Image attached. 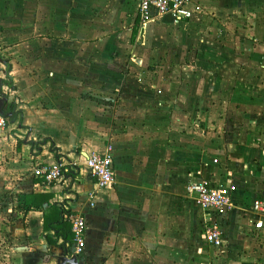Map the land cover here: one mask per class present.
Wrapping results in <instances>:
<instances>
[{"label":"crops","instance_id":"1","mask_svg":"<svg viewBox=\"0 0 264 264\" xmlns=\"http://www.w3.org/2000/svg\"><path fill=\"white\" fill-rule=\"evenodd\" d=\"M192 4L143 24L139 0H0L1 264H264V0ZM108 143L98 190L86 161ZM56 162L60 180L33 176ZM196 180L233 207L203 208ZM48 204L84 217L81 255L44 229Z\"/></svg>","mask_w":264,"mask_h":264},{"label":"built area","instance_id":"2","mask_svg":"<svg viewBox=\"0 0 264 264\" xmlns=\"http://www.w3.org/2000/svg\"><path fill=\"white\" fill-rule=\"evenodd\" d=\"M200 10L198 4H192V0H139L138 14L143 24L149 20L160 17L163 14H170L175 21H187ZM2 92L0 91V99ZM9 119L0 112V129L6 128ZM76 163L74 162L73 165ZM86 166L90 174L96 180V189L110 187L115 180V170L113 165L112 144L108 143L105 150L91 151L88 155ZM65 172V165L61 162L52 164H40L33 168V176L41 179L46 184H51L60 180ZM232 188V187H231ZM188 195H194L196 201L206 209H213L218 212H227L233 207L230 198V189L218 185H212L203 180L189 181L186 184ZM255 210L263 209L259 200L254 202ZM71 225L73 241L71 243L72 252L81 255L85 247L86 222L84 217L78 213L66 215ZM257 228L262 227V222L258 220L255 224ZM204 238L208 244L220 248L223 245L222 231L220 227L211 220L204 223Z\"/></svg>","mask_w":264,"mask_h":264},{"label":"trees","instance_id":"3","mask_svg":"<svg viewBox=\"0 0 264 264\" xmlns=\"http://www.w3.org/2000/svg\"><path fill=\"white\" fill-rule=\"evenodd\" d=\"M45 202H47V198L45 197L44 199V196H42V199L35 207L41 208L43 203ZM47 207V213L44 214V229H54V236H60L62 238V243H60L59 245L66 249L67 246H70L73 241L71 225L63 215L66 212H64L62 207H58L52 204H48ZM47 240L49 243H56V241H53L49 236H47Z\"/></svg>","mask_w":264,"mask_h":264},{"label":"rangeland","instance_id":"4","mask_svg":"<svg viewBox=\"0 0 264 264\" xmlns=\"http://www.w3.org/2000/svg\"><path fill=\"white\" fill-rule=\"evenodd\" d=\"M0 219H3V217L0 216ZM7 241L8 240H6L5 238V231L2 230V228L0 227V264L10 261V256L8 255V251H7L8 248L7 249L5 248L7 247Z\"/></svg>","mask_w":264,"mask_h":264},{"label":"water","instance_id":"5","mask_svg":"<svg viewBox=\"0 0 264 264\" xmlns=\"http://www.w3.org/2000/svg\"><path fill=\"white\" fill-rule=\"evenodd\" d=\"M3 105H4V99L3 97L0 99V112L3 114Z\"/></svg>","mask_w":264,"mask_h":264}]
</instances>
